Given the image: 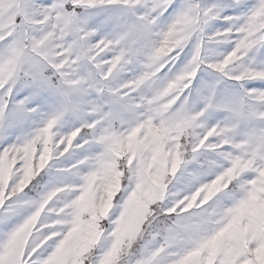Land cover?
Wrapping results in <instances>:
<instances>
[{
  "label": "snow or ice",
  "instance_id": "6c2138e0",
  "mask_svg": "<svg viewBox=\"0 0 264 264\" xmlns=\"http://www.w3.org/2000/svg\"><path fill=\"white\" fill-rule=\"evenodd\" d=\"M0 264H264V0H0Z\"/></svg>",
  "mask_w": 264,
  "mask_h": 264
}]
</instances>
